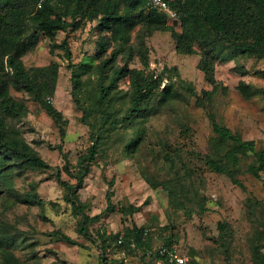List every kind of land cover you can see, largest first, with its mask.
Here are the masks:
<instances>
[{"label": "rangeland", "instance_id": "rangeland-1", "mask_svg": "<svg viewBox=\"0 0 264 264\" xmlns=\"http://www.w3.org/2000/svg\"><path fill=\"white\" fill-rule=\"evenodd\" d=\"M167 23L181 29L180 17H169ZM66 36V32H59L57 41L60 43ZM98 38L99 32L89 23L68 33L73 62L92 65V71L82 75L81 96L87 104L95 98L98 85L100 58L95 55ZM119 43L112 40L107 55ZM51 48L52 42L42 34L38 45L23 60L29 69L60 63L53 104L67 119L68 130L62 137L55 120L39 101L24 90L10 88L12 96L26 104L27 112L22 116L4 113L7 128L11 134L25 138L51 167L14 174L13 187L18 194L5 190L0 195V238L13 239L8 244L0 240V264L6 249L13 251L24 264H100L99 249L80 236L79 218L66 203L65 191L56 175L64 162L56 145L61 144L71 162L76 163L91 141L88 126L80 120L82 110L71 95L69 59L63 48L56 47L54 51ZM123 48L128 53L125 56L124 52L118 53L116 66L128 60L129 67L143 68V55H147L149 71L155 77L163 74L159 90L172 85L175 96L159 102L155 111L141 122L122 124L105 139L104 152L93 162L79 190L88 213L99 215L90 228L95 233L125 235L126 228L137 223L152 229L153 247L169 241L175 243L179 253L188 258L186 264H253V244L261 243L264 250V208L257 202L252 214L248 199L252 196L264 200V171L262 178L249 172L238 173V183L206 164L205 155L215 133L197 94L213 86L197 66L199 53L178 52L170 29L148 32L142 25L131 30L130 40ZM263 69L264 60L257 57L240 55L218 60L215 67L218 87L210 105L218 120L241 132L243 137L255 139L259 147H264V98L261 95L246 98L239 87L242 82L257 87L264 85ZM182 79L191 82L197 94L189 91ZM129 80L127 77L121 83V92L115 100L120 115L128 106ZM143 126L146 127L144 141L134 154H126L124 147L133 128ZM188 173L194 175L196 188L207 196L208 210L201 211L187 200L184 207L175 206L170 203L168 190L159 185L179 176L186 177ZM63 178L69 179V175L63 172ZM33 188L43 198V204L20 200ZM130 205L138 210L126 212ZM58 228L86 243L85 246L70 245L60 239L53 234ZM114 251L113 264H156L155 259L143 255V250L129 252L115 245Z\"/></svg>", "mask_w": 264, "mask_h": 264}, {"label": "trees", "instance_id": "trees-1", "mask_svg": "<svg viewBox=\"0 0 264 264\" xmlns=\"http://www.w3.org/2000/svg\"><path fill=\"white\" fill-rule=\"evenodd\" d=\"M177 7L180 14V30L175 24L167 23L169 15L166 12L150 7L147 0H0V195L5 190L18 194L13 187L14 174H23L29 169L46 170L51 167L25 138L11 134L7 128L4 113L22 116L27 112L26 104L10 93L11 87L19 91L24 90L39 101L55 120L62 137L67 134V119L53 102L47 99L49 95L54 96L60 63L53 62L48 66L29 69L23 60V56L38 45L41 35L44 34L52 42L51 51L61 47L69 59L71 95L82 110L80 120L88 126L91 141L76 163L71 162L61 144L56 145L64 160L63 165L57 168L56 175L65 191L66 203L70 206L72 214L79 218L77 230L80 236L93 242L99 249L100 264H113L115 245L129 252L143 250V255L155 259L156 264H173L165 254L158 251L148 252L153 248V234L147 238L143 236L144 229L148 226L133 223L132 227L126 228L125 235H107L102 231L95 233L90 224L99 215L88 213L87 203L81 199L79 192L93 162L101 155L107 136L122 124L141 122L155 111L159 102H167L175 96L172 85L159 90L163 74L155 77L154 73L149 71L150 61L147 55H143V68L129 67L128 60L125 64L116 66L118 53L124 52V56L128 53L123 47L129 42L131 30L135 26L142 25L148 32L170 29L178 52L199 53L197 66L213 88L203 89L197 94L191 82L182 79V83L189 91L197 94L199 104L208 111L212 122L215 135L211 138L205 155L209 168L228 175L238 183L240 181L237 174L241 172H249L262 178L264 147H259L255 139L243 137L241 132L218 120L210 105L218 87L215 76L218 60H229L240 55L264 60V0H185ZM88 23L94 25L99 32L95 55L100 61L97 65L98 85L95 98L87 104L81 96L84 87L82 75L92 71V65H76L73 62L68 33L75 32ZM61 31L66 32L67 36L59 43L57 36ZM112 40L120 43L107 55ZM174 69L177 70V67ZM261 72L264 77V69ZM177 74L179 75L178 71ZM127 77L130 79L128 106L120 115L114 105L117 94L121 92V83L125 82ZM239 89L246 98L257 95L264 98V85L257 87L242 82ZM145 130V126L133 128L124 147L126 154L132 155L139 149L145 139ZM63 172L69 175V179L63 178ZM193 176L188 173L186 177L179 176L180 178L174 181L166 180L159 185L168 190L170 203L175 206L184 207L187 200L199 206L201 211H206L209 209L207 196L196 188ZM19 198L31 204L44 203L35 188ZM248 200L252 214L257 202L263 204L264 208V200L260 201L252 196ZM136 210L138 208L130 205L126 212L134 213ZM53 234L70 245L86 244L60 228L55 229ZM0 240L8 244L7 242L13 239L4 236ZM164 245L172 247L175 243L169 241ZM252 257L253 264H264L261 243L253 244ZM2 262L24 264L13 251L7 249L2 253Z\"/></svg>", "mask_w": 264, "mask_h": 264}, {"label": "built area", "instance_id": "built-area-1", "mask_svg": "<svg viewBox=\"0 0 264 264\" xmlns=\"http://www.w3.org/2000/svg\"><path fill=\"white\" fill-rule=\"evenodd\" d=\"M184 1L185 0H147L150 7L156 8L160 11H164L169 15V17H172L174 19L180 17L177 5ZM39 6H41V2L39 3ZM47 99L53 102L52 96L49 95ZM151 234V229L149 227H146L143 232L144 238H147ZM119 241H122V237H120ZM153 251H158L161 254L167 255L168 260L173 264H186L188 262V258L185 255L180 254L175 246L169 247L162 244L158 247H153L148 250L149 253H152Z\"/></svg>", "mask_w": 264, "mask_h": 264}]
</instances>
